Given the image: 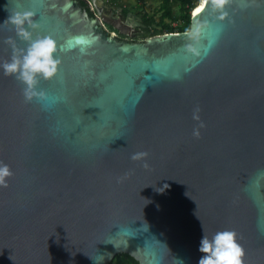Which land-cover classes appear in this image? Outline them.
<instances>
[{
  "label": "water",
  "instance_id": "1",
  "mask_svg": "<svg viewBox=\"0 0 264 264\" xmlns=\"http://www.w3.org/2000/svg\"><path fill=\"white\" fill-rule=\"evenodd\" d=\"M91 3L97 14L81 0H0V62L8 37L27 46L7 20L17 9L62 59L32 100L0 68V159L14 172L0 186V264H198L204 229L224 228L246 264H264V0H202L188 31L136 41L104 28L134 33L146 26L135 13L108 19Z\"/></svg>",
  "mask_w": 264,
  "mask_h": 264
},
{
  "label": "clouds",
  "instance_id": "2",
  "mask_svg": "<svg viewBox=\"0 0 264 264\" xmlns=\"http://www.w3.org/2000/svg\"><path fill=\"white\" fill-rule=\"evenodd\" d=\"M227 2L228 0H215L218 8H224ZM223 14L227 15L226 12ZM34 15L35 12L31 9H17L11 12L7 20L16 26L17 35L27 41V46L20 47L14 37H8L7 41L12 47V55L10 59L0 62V68L3 69L5 75H15L23 82L25 85L23 93L26 100L48 96L46 90L39 87L40 80L55 77L62 63L61 57L57 55L60 45L56 37L51 33L34 35L32 28L37 26L32 19ZM81 51H86V49H81ZM192 118L199 122L193 128V135L198 137L201 135V128L205 126L199 106L194 108ZM148 155L147 150H140L132 153V159L142 160L144 166L149 167V161L146 159ZM13 174L11 165L0 159V186H6L9 183L8 178ZM167 186V184L164 185V187ZM160 190L162 191L163 188ZM199 250L203 255L200 256L198 264H246V251L234 228L220 229L211 235L204 229ZM104 258L103 254L99 259L92 257L97 264Z\"/></svg>",
  "mask_w": 264,
  "mask_h": 264
},
{
  "label": "trees",
  "instance_id": "3",
  "mask_svg": "<svg viewBox=\"0 0 264 264\" xmlns=\"http://www.w3.org/2000/svg\"><path fill=\"white\" fill-rule=\"evenodd\" d=\"M81 2L85 4L84 0H81ZM181 2L186 5V11L182 14L184 22L188 21L189 23L190 20L192 21V10L199 3L194 2V0H181ZM160 8H161V15H160V19L157 21L154 16L149 15L147 12L144 11L143 13H141L144 23L147 25V30H149L151 35L163 34L167 32H175V31H188L190 29L191 22L177 29L171 27L172 22L170 25L167 24L166 20L168 18L175 17L172 11L171 0H163L162 4L160 5ZM123 10L129 12V10H127L126 8H123ZM89 11L92 14L94 13L91 9H89ZM114 258H116L115 264H139V261L128 253H118Z\"/></svg>",
  "mask_w": 264,
  "mask_h": 264
},
{
  "label": "rangeland",
  "instance_id": "4",
  "mask_svg": "<svg viewBox=\"0 0 264 264\" xmlns=\"http://www.w3.org/2000/svg\"><path fill=\"white\" fill-rule=\"evenodd\" d=\"M163 0H145L143 2V5L136 8V5L134 6L135 9H139V13L138 16L142 17L141 13H143L144 11L147 12L149 15L154 16L156 21L160 19V15H161V8L160 5L162 4ZM194 2L200 3V0H194ZM171 4H172V11L174 14V18H168L166 20L167 24H171L172 28H181L182 26L189 24L191 22L188 23V21L184 22L183 16L182 14L186 11V5L183 4L181 2V0H171ZM106 9L109 11L110 10H119L118 9V4L117 3H107V7ZM121 12H123V14L126 16V14L128 12H126L125 10H119ZM133 11V10H132ZM136 10H134L133 12H135ZM136 11V12H137ZM117 12V11H115ZM143 18V17H142ZM109 33L114 34V35H118L127 39H132L130 35L127 34H122L120 33L118 30H116L115 28H111L108 27ZM115 260L116 258H114L110 264H115Z\"/></svg>",
  "mask_w": 264,
  "mask_h": 264
},
{
  "label": "flooded vegetation",
  "instance_id": "5",
  "mask_svg": "<svg viewBox=\"0 0 264 264\" xmlns=\"http://www.w3.org/2000/svg\"><path fill=\"white\" fill-rule=\"evenodd\" d=\"M85 1V4L86 6H89L88 10L91 9L94 13L93 14H97V9L96 7L91 3V0H84ZM106 5L104 4V9H103V15L108 18V19H112L114 16L118 17V18H121L122 21H126L127 19L130 18L129 14L131 12H128L126 14V16L123 14V12L119 11V10H110L109 11L106 9ZM117 11V12H115ZM134 13V12H133ZM136 14V17L134 19L137 20L139 23H144V20L143 18L140 16H138L137 13ZM146 25V24H145ZM108 27H111V28H115L114 26L108 24V23H104V28L107 30V32H109L108 30ZM137 30L134 31V33H136V35H133L134 33L132 32L131 34H127V35H130L132 36L131 38V41H136V40H140V34L141 33H144V34H150L149 30H147V25L145 27H142V26H136ZM116 29V28H115ZM118 30V29H116ZM119 31V30H118ZM120 32V31H119ZM121 33V32H120ZM123 34V33H122Z\"/></svg>",
  "mask_w": 264,
  "mask_h": 264
},
{
  "label": "crops",
  "instance_id": "6",
  "mask_svg": "<svg viewBox=\"0 0 264 264\" xmlns=\"http://www.w3.org/2000/svg\"><path fill=\"white\" fill-rule=\"evenodd\" d=\"M145 0H102V2L107 6V3H117L118 4V9L122 10L123 8H126L129 10V12H133L134 10L137 11V9L134 8L136 5V8L140 7L143 5V2ZM133 10V11H132ZM134 13H139V9L137 12Z\"/></svg>",
  "mask_w": 264,
  "mask_h": 264
},
{
  "label": "bare ground",
  "instance_id": "7",
  "mask_svg": "<svg viewBox=\"0 0 264 264\" xmlns=\"http://www.w3.org/2000/svg\"><path fill=\"white\" fill-rule=\"evenodd\" d=\"M202 0H200V2H201Z\"/></svg>",
  "mask_w": 264,
  "mask_h": 264
},
{
  "label": "built area",
  "instance_id": "8",
  "mask_svg": "<svg viewBox=\"0 0 264 264\" xmlns=\"http://www.w3.org/2000/svg\"><path fill=\"white\" fill-rule=\"evenodd\" d=\"M151 35V34H150Z\"/></svg>",
  "mask_w": 264,
  "mask_h": 264
}]
</instances>
